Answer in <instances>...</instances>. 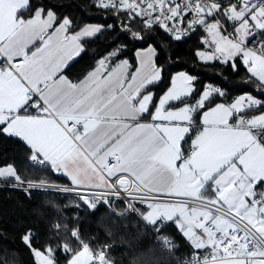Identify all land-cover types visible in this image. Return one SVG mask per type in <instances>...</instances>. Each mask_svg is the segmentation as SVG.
<instances>
[{
  "label": "snow or ice",
  "instance_id": "snow-or-ice-1",
  "mask_svg": "<svg viewBox=\"0 0 264 264\" xmlns=\"http://www.w3.org/2000/svg\"><path fill=\"white\" fill-rule=\"evenodd\" d=\"M12 3L10 31L0 16V136L24 144L35 166L67 175V164L58 159L61 143L54 140L55 134L67 148L74 145L85 156L94 148H107V168L119 162L122 171L150 166L159 173L164 166L153 154L178 142L171 168L187 166L194 177L202 170L194 167L193 158L209 135L239 132L251 144L264 147V0H92L103 24L77 22L49 0ZM160 33L178 43L197 37L198 61L236 73L243 67L258 95L242 94L225 103L227 92L222 86L201 83L186 71L169 72L157 41ZM101 37L114 38L103 51L97 50L88 71L71 79L67 74L71 62L87 55L89 43ZM118 98L124 102L115 103ZM249 111L260 114L248 117ZM251 144L233 152L203 182L212 185L214 196L222 194L225 185L235 187L241 180L245 186L251 184L247 205L264 220V177L227 175L229 168L244 172V156ZM221 177H226L223 184ZM0 178L14 188L24 183L12 165L0 167ZM216 203H222V196ZM145 206L151 211V203ZM179 218L177 213L168 223L183 235L176 224ZM199 219L209 226L202 216ZM211 227L217 252L211 244L192 247L193 264H200L202 254L208 259L222 257L225 248L230 258H240V264H264V251L258 250L264 247V237L239 230L235 245L246 247L238 252L231 230L223 236L214 224ZM26 236V247L32 249L38 236L32 232ZM33 264H40L35 256ZM144 264H151L150 253L145 254Z\"/></svg>",
  "mask_w": 264,
  "mask_h": 264
},
{
  "label": "trees",
  "instance_id": "trees-1",
  "mask_svg": "<svg viewBox=\"0 0 264 264\" xmlns=\"http://www.w3.org/2000/svg\"><path fill=\"white\" fill-rule=\"evenodd\" d=\"M49 3L57 5L62 15L74 17L77 22L104 23L88 0H49ZM113 38L101 37L89 43L87 55L71 62L67 70L69 77L75 80L88 71L97 50L103 51L104 45ZM157 41L165 51L162 62L169 72L186 71L197 76L201 83L222 86L227 89L225 97L228 101L242 94L258 95L255 86L248 82V74L243 67L236 73L220 64L212 68L198 61L194 56L197 37L178 43L169 41L164 33H160ZM8 165L14 166L24 181L69 185L64 177L52 170L30 163L24 144L14 138L0 136V167ZM135 206L141 215L144 205ZM116 210L123 212L124 203H117ZM118 217L121 219L118 220ZM117 223L121 226L113 227ZM159 229H163L159 231L174 242L181 252H190L176 228L167 223L160 225ZM29 232L38 236L32 249L26 247V234ZM109 242L113 246L106 255L113 264H144L146 253L151 254V264H173L153 241L143 220L134 212L116 216L92 199L0 187V258L6 264H33V251L50 256L53 264H66L85 245L97 249Z\"/></svg>",
  "mask_w": 264,
  "mask_h": 264
},
{
  "label": "crops",
  "instance_id": "crops-1",
  "mask_svg": "<svg viewBox=\"0 0 264 264\" xmlns=\"http://www.w3.org/2000/svg\"><path fill=\"white\" fill-rule=\"evenodd\" d=\"M13 11L14 5L12 0H0V16H3L9 25L6 31L11 30L10 17ZM123 102V98H118L115 101V103ZM218 102H220V100H218ZM259 114L260 113L253 111L248 112L247 116L252 117ZM54 140L61 143V149H58L60 153L58 159L67 164V175L59 176L64 177L69 182L70 186L94 190L102 189L107 186V181L100 172V168L104 167L106 164L105 161L109 151L107 148H94L92 153L85 156L83 153H80L79 149L74 145H72L71 148H67L66 145L61 142L62 138H60L58 134H55ZM190 144L191 142L189 141V144L185 145L186 152L189 150ZM247 144H251V139L239 132L209 135L202 143L201 152L193 158L192 163L194 167L202 170L201 174L195 177L192 172L188 171L187 166L178 171L171 168V162L175 159L176 153L179 152L178 142L175 144V147L169 146L166 150L153 154V159L159 161V163L164 166L163 170L159 173L154 171L150 166H133L131 171H122L120 163L117 162V166L107 171V175L111 178L115 177L117 173L127 174L141 187L156 194L201 198L214 204H217L216 200L222 196V203L217 205L238 215L249 223L261 237H264V220L258 217L256 208L247 205L245 199V196L252 192L251 184L245 186V183L241 180V183L235 187L225 185L223 193L214 196L211 190L212 185H207L203 182L204 179L211 176L212 172L215 171L220 163L224 162L233 152L240 151ZM127 160L128 156H125V161ZM244 160L245 170L243 173L234 168H229L227 175L236 178L253 176L260 179L264 177L263 147L257 144H251V147L246 149ZM125 167H128L127 163H125ZM50 170L56 174L54 169ZM158 177L163 179L162 183L159 182ZM220 179L223 184L226 177H221ZM0 180L5 179L0 178ZM214 183L215 182H213V184ZM143 205L141 209L144 210V213L142 212L141 217L143 219L146 217L145 220L152 224L159 223L163 226L168 223L170 217L179 213L180 218L176 221V224L181 228L183 232L182 236L190 252H192V247H203L207 244L204 241L206 236L204 234H207L206 228L204 227L203 221L199 218L202 216L204 220L209 222L214 217V214L199 208L175 203L151 204V211H148L145 204ZM215 220L219 225H223L227 228L230 227V223L224 218L216 217ZM197 232L201 234L198 235ZM258 250L264 251L263 248ZM33 254H35V251H33ZM89 258L90 256L87 250L82 248L73 255L66 264H88ZM39 259L40 264H53L50 256L48 257L46 254L40 256ZM204 264H240V259H229L224 261L211 260Z\"/></svg>",
  "mask_w": 264,
  "mask_h": 264
},
{
  "label": "built area",
  "instance_id": "built-area-1",
  "mask_svg": "<svg viewBox=\"0 0 264 264\" xmlns=\"http://www.w3.org/2000/svg\"><path fill=\"white\" fill-rule=\"evenodd\" d=\"M88 2L89 4H91L92 0H88ZM223 90L227 92V89L223 88ZM222 100L225 103H230L232 101H228L226 97L222 98ZM110 169L111 168H107L106 164L104 167L100 168L101 174L107 181V186L97 190L77 188L70 185L50 184L33 181H24L23 185L20 188H14L11 186H6V184L9 183L7 180H0V187L17 190L27 188L30 189V191H22L71 195L88 198L103 204L111 213H114L116 216H124L125 214L134 212L143 220L144 224L152 234L153 241L158 244V246L166 253L173 264H185V261H187L188 264H193L191 252H181L174 242H172L167 236L159 231V223L152 224L143 219L135 206L136 204L175 203L199 208L214 214V217L209 221V226L205 227L207 235L204 238L205 243L213 245L212 250L214 253L217 252L216 246L218 245V240L216 239V236L211 227L213 224L223 236H228L229 230H231L234 241L233 247H236L235 236L239 230H243L245 234H258L249 223L240 218L238 215L204 199L156 194L141 187L133 178H131V176L127 174H120L119 178L115 182H110V177H108L107 175V171H109ZM122 181L126 183L124 187L120 186V183ZM117 203H124L125 210L123 212H118L116 210ZM216 217L226 219L230 223V227L227 228L223 225L217 224L215 220ZM112 246L113 244L111 242L105 243L97 249H93L89 244L85 245L84 247L90 256L88 264H113L112 260L106 255V253L112 248ZM245 247L246 245L244 243H240L239 247H236V251L243 252L245 250ZM262 248L264 249V247ZM229 252L230 250L225 248L223 250L222 257H214L213 259H208L206 254H202L203 259L200 261V264H204L211 260L224 261L229 259H240L236 257L230 258ZM93 254H95V259H93ZM0 264L6 263L0 258Z\"/></svg>",
  "mask_w": 264,
  "mask_h": 264
},
{
  "label": "rangeland",
  "instance_id": "rangeland-1",
  "mask_svg": "<svg viewBox=\"0 0 264 264\" xmlns=\"http://www.w3.org/2000/svg\"><path fill=\"white\" fill-rule=\"evenodd\" d=\"M142 210V209H141ZM143 211V213H144V210H142ZM34 256H35V258L37 259V260H39L40 261V256H43V253H41L40 251H35V254H34Z\"/></svg>",
  "mask_w": 264,
  "mask_h": 264
},
{
  "label": "water",
  "instance_id": "water-1",
  "mask_svg": "<svg viewBox=\"0 0 264 264\" xmlns=\"http://www.w3.org/2000/svg\"><path fill=\"white\" fill-rule=\"evenodd\" d=\"M125 185H126L125 182H121V183H120V186H122V187H124Z\"/></svg>",
  "mask_w": 264,
  "mask_h": 264
}]
</instances>
